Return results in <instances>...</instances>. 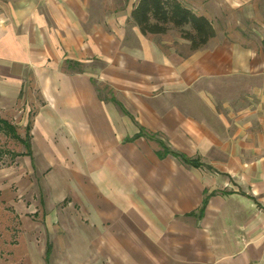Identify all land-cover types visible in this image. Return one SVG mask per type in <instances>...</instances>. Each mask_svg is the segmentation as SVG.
<instances>
[{"label": "crops", "instance_id": "0c3cea01", "mask_svg": "<svg viewBox=\"0 0 264 264\" xmlns=\"http://www.w3.org/2000/svg\"><path fill=\"white\" fill-rule=\"evenodd\" d=\"M97 1L0 0V114L43 162V264H264V0H177L214 29L194 51L143 36L138 0Z\"/></svg>", "mask_w": 264, "mask_h": 264}, {"label": "rangeland", "instance_id": "374dc122", "mask_svg": "<svg viewBox=\"0 0 264 264\" xmlns=\"http://www.w3.org/2000/svg\"><path fill=\"white\" fill-rule=\"evenodd\" d=\"M132 1L100 0L97 3L105 4L107 11L114 12ZM164 35L168 41L180 36L176 30ZM0 119L13 125L17 136L14 138L0 128V264H43V162L24 155L27 152L26 123H17L19 115L3 113ZM57 216L62 218L64 228H73L68 219L70 210L52 209L51 230H56Z\"/></svg>", "mask_w": 264, "mask_h": 264}, {"label": "trees", "instance_id": "16d2710c", "mask_svg": "<svg viewBox=\"0 0 264 264\" xmlns=\"http://www.w3.org/2000/svg\"><path fill=\"white\" fill-rule=\"evenodd\" d=\"M130 18L143 36L164 35L171 30H176L180 38L187 41L193 51L204 47L215 36L214 29L207 19L196 16L177 0H138ZM1 127L17 138L13 125L0 119ZM29 130L28 124L25 128L27 152L24 155L32 158ZM179 158L185 163L189 162L182 156Z\"/></svg>", "mask_w": 264, "mask_h": 264}]
</instances>
